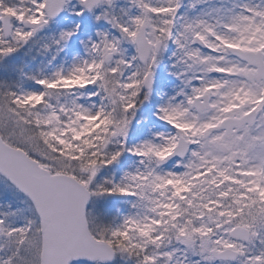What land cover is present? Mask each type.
<instances>
[{"label":"snow or ice","instance_id":"snow-or-ice-1","mask_svg":"<svg viewBox=\"0 0 264 264\" xmlns=\"http://www.w3.org/2000/svg\"><path fill=\"white\" fill-rule=\"evenodd\" d=\"M0 264H264V0H0Z\"/></svg>","mask_w":264,"mask_h":264}]
</instances>
